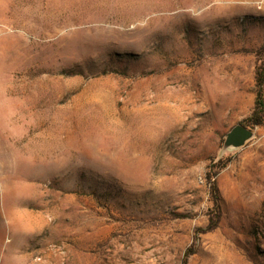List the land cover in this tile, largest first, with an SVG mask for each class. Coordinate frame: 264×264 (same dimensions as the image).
I'll return each instance as SVG.
<instances>
[{
    "label": "rangeland",
    "instance_id": "rangeland-1",
    "mask_svg": "<svg viewBox=\"0 0 264 264\" xmlns=\"http://www.w3.org/2000/svg\"><path fill=\"white\" fill-rule=\"evenodd\" d=\"M263 63L264 0H0V264H264Z\"/></svg>",
    "mask_w": 264,
    "mask_h": 264
},
{
    "label": "trees",
    "instance_id": "trees-1",
    "mask_svg": "<svg viewBox=\"0 0 264 264\" xmlns=\"http://www.w3.org/2000/svg\"><path fill=\"white\" fill-rule=\"evenodd\" d=\"M255 100L254 106L250 115L244 119L241 124L246 127H262L264 124V63L257 67L255 74ZM231 161V157L220 158L216 162L212 163L205 174V181L208 187V193L212 208L208 214V224L205 229L200 230V234H205L215 230L221 219V206L220 196L217 188V176L219 172L224 169ZM195 252L192 249L186 250L183 256L182 264H187V260Z\"/></svg>",
    "mask_w": 264,
    "mask_h": 264
},
{
    "label": "water",
    "instance_id": "water-1",
    "mask_svg": "<svg viewBox=\"0 0 264 264\" xmlns=\"http://www.w3.org/2000/svg\"><path fill=\"white\" fill-rule=\"evenodd\" d=\"M253 136V131L250 128L239 123L226 134L222 150L240 149L244 147Z\"/></svg>",
    "mask_w": 264,
    "mask_h": 264
},
{
    "label": "bare ground",
    "instance_id": "bare-ground-1",
    "mask_svg": "<svg viewBox=\"0 0 264 264\" xmlns=\"http://www.w3.org/2000/svg\"><path fill=\"white\" fill-rule=\"evenodd\" d=\"M121 2V1H120ZM152 6V8H154L153 4H150ZM176 5V4H175ZM166 11H169L171 9L170 6H166L164 8ZM162 108V107H161ZM148 110L146 108L143 109V112H141L143 115H148V114H145ZM134 115L135 114V111H132L130 115ZM132 115V116H133ZM153 115V114H152ZM125 116V118H123ZM121 121L117 120L116 121V130L117 132H122L127 126L131 129H134L139 136H142L143 133H144V129H143V124L146 126H149L153 129H158V125L160 124L161 125V118L160 117H156V119H152V122L148 125V123H145L144 121H141V118H139L140 120H138L137 118H132L130 117V119H126L127 118V115H124L122 112L120 113L119 115ZM124 119V120H122ZM163 125V124H162ZM150 129V128H149ZM148 130V128H147ZM136 133V134H137Z\"/></svg>",
    "mask_w": 264,
    "mask_h": 264
}]
</instances>
